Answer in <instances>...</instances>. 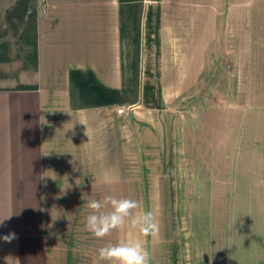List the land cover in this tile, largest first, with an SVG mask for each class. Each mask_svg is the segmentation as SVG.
Masks as SVG:
<instances>
[{
    "label": "crops",
    "instance_id": "crops-1",
    "mask_svg": "<svg viewBox=\"0 0 264 264\" xmlns=\"http://www.w3.org/2000/svg\"><path fill=\"white\" fill-rule=\"evenodd\" d=\"M34 1L33 56L0 65V219L11 215L0 237H17L0 239V264H96L99 248L122 239L139 240L150 264H183L171 218L184 194L183 148L197 131L186 129L195 121L186 116L217 110L210 85L218 69L231 77L225 99L250 97L264 56V0H44V9ZM135 2L142 19L132 87L124 30ZM18 3L0 0V18ZM72 70L116 93L92 103ZM105 195L152 211L158 234L126 226L95 238L86 205Z\"/></svg>",
    "mask_w": 264,
    "mask_h": 264
},
{
    "label": "rangeland",
    "instance_id": "rangeland-1",
    "mask_svg": "<svg viewBox=\"0 0 264 264\" xmlns=\"http://www.w3.org/2000/svg\"><path fill=\"white\" fill-rule=\"evenodd\" d=\"M25 1L19 0L0 18V65L15 63L13 55L31 59L35 52L40 6L34 0ZM141 8L137 2L126 8L124 51L132 87L139 73ZM263 57L257 62L251 95L244 103L224 98L231 77L218 69L222 74L214 76L210 85L220 93L214 99L217 110L186 116L195 120L191 121L194 125L188 120L186 129L196 126L197 131L187 136L183 148L184 194L175 197L178 202L171 218L183 264H264ZM199 102L202 108L204 100ZM192 106L186 110L191 112Z\"/></svg>",
    "mask_w": 264,
    "mask_h": 264
},
{
    "label": "clouds",
    "instance_id": "clouds-1",
    "mask_svg": "<svg viewBox=\"0 0 264 264\" xmlns=\"http://www.w3.org/2000/svg\"><path fill=\"white\" fill-rule=\"evenodd\" d=\"M86 207L90 211L85 219V228L97 239H103L111 235L114 230H121L126 226L137 229L145 238L154 237L159 232V224L152 211L135 213L140 207L136 200L105 195L101 199H90ZM10 216L0 219V225ZM16 238L14 232L0 237L5 243H11ZM101 262L150 264L151 255L139 240L122 239L116 244H108L98 249L96 264Z\"/></svg>",
    "mask_w": 264,
    "mask_h": 264
},
{
    "label": "trees",
    "instance_id": "trees-1",
    "mask_svg": "<svg viewBox=\"0 0 264 264\" xmlns=\"http://www.w3.org/2000/svg\"><path fill=\"white\" fill-rule=\"evenodd\" d=\"M70 78L79 92L91 95L92 103L96 102L95 97L98 99V102H108L109 94L116 93L115 91L98 85L94 75L90 71L82 73L78 70H72L70 72Z\"/></svg>",
    "mask_w": 264,
    "mask_h": 264
},
{
    "label": "built area",
    "instance_id": "built-area-1",
    "mask_svg": "<svg viewBox=\"0 0 264 264\" xmlns=\"http://www.w3.org/2000/svg\"><path fill=\"white\" fill-rule=\"evenodd\" d=\"M41 4H42V9H44V6H43V4H44V0H38ZM116 112L118 113V114H122L123 112H124V108L123 107H118L117 108V110H116Z\"/></svg>",
    "mask_w": 264,
    "mask_h": 264
}]
</instances>
